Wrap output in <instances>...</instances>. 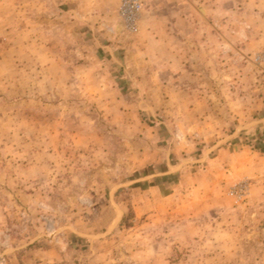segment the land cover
Wrapping results in <instances>:
<instances>
[{"label":"rangeland","instance_id":"obj_1","mask_svg":"<svg viewBox=\"0 0 264 264\" xmlns=\"http://www.w3.org/2000/svg\"><path fill=\"white\" fill-rule=\"evenodd\" d=\"M120 1L0 0V264H264V0Z\"/></svg>","mask_w":264,"mask_h":264},{"label":"built area","instance_id":"obj_2","mask_svg":"<svg viewBox=\"0 0 264 264\" xmlns=\"http://www.w3.org/2000/svg\"><path fill=\"white\" fill-rule=\"evenodd\" d=\"M145 4L146 0H121L117 13L118 30L124 33L135 32L138 29ZM257 58L259 60L264 58V54ZM240 192H243V189Z\"/></svg>","mask_w":264,"mask_h":264},{"label":"crops","instance_id":"obj_3","mask_svg":"<svg viewBox=\"0 0 264 264\" xmlns=\"http://www.w3.org/2000/svg\"><path fill=\"white\" fill-rule=\"evenodd\" d=\"M148 3V0H146V4ZM181 15L182 14H180V15H175V16H173V17H171V18H164V19H160V21L161 22H163L165 25H167V26H169V25H172V27H177V26H180L181 24H187V22H189L190 23V21H186L187 19H185V18H183V17H181ZM186 22V23H185ZM178 33H177V35L180 37L179 38V40L181 41V42H184L185 41V38L186 37H181L182 36V32H180V29H179V31H177ZM189 42V41H188ZM185 43H187V42H185ZM178 56V55H177ZM182 54H180V58H182ZM192 63H194L193 61H192ZM191 67H192V65H190L189 67H188V69H183V65H182V62H180V66L178 67V68H174L173 69V73H178L179 75H181V74H184V73H186V72H191ZM241 151V150H240Z\"/></svg>","mask_w":264,"mask_h":264},{"label":"trees","instance_id":"obj_4","mask_svg":"<svg viewBox=\"0 0 264 264\" xmlns=\"http://www.w3.org/2000/svg\"><path fill=\"white\" fill-rule=\"evenodd\" d=\"M130 212H132V210L130 209Z\"/></svg>","mask_w":264,"mask_h":264}]
</instances>
